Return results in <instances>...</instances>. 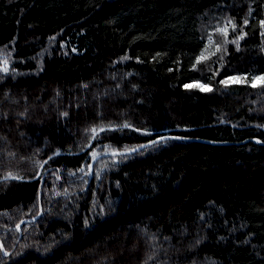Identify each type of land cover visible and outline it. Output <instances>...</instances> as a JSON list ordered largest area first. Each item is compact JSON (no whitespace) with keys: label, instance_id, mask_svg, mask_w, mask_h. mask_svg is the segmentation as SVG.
Segmentation results:
<instances>
[{"label":"trees","instance_id":"1","mask_svg":"<svg viewBox=\"0 0 264 264\" xmlns=\"http://www.w3.org/2000/svg\"><path fill=\"white\" fill-rule=\"evenodd\" d=\"M259 77L264 0H0V264H264Z\"/></svg>","mask_w":264,"mask_h":264},{"label":"water","instance_id":"2","mask_svg":"<svg viewBox=\"0 0 264 264\" xmlns=\"http://www.w3.org/2000/svg\"><path fill=\"white\" fill-rule=\"evenodd\" d=\"M167 141H191V142H196V143H202V144H210V145H217L215 143H209V142H206V141H202V140H191V139H186V138H181V137H177V136H163V137H159L147 144H144L140 147H137V148H134V149H131V150H127V151H113V152H109V153H103L101 154L99 150H97L96 152H94L92 155H91V158L95 159H99V158H102V157H125V156H132V155H135L137 153H140L142 151H144L145 149L147 148H150L154 145H157V144H160V143H163V142H167ZM253 142L255 144H259L261 146H263V143L260 141V140H253ZM218 145H221V144H218ZM107 149V148H106ZM44 181H45V177L42 178L41 180V190H42V187H43V184H44ZM42 214V209H41V212H40V216ZM37 219H35L33 222H36ZM24 224V223H22ZM21 224V225H22ZM20 226H18V229H20ZM1 249L3 250V246L1 245Z\"/></svg>","mask_w":264,"mask_h":264},{"label":"rangeland","instance_id":"3","mask_svg":"<svg viewBox=\"0 0 264 264\" xmlns=\"http://www.w3.org/2000/svg\"><path fill=\"white\" fill-rule=\"evenodd\" d=\"M264 82V80H262V79H256L255 81H254V84H260V83H263ZM228 83L229 84H231L232 86L234 85V86H237V85H240L241 83H242V80L241 79H239V78H232V79H230L229 81H228ZM235 88H237V87H235ZM101 153V152H100ZM94 160H97V158H95Z\"/></svg>","mask_w":264,"mask_h":264},{"label":"snow or ice","instance_id":"4","mask_svg":"<svg viewBox=\"0 0 264 264\" xmlns=\"http://www.w3.org/2000/svg\"><path fill=\"white\" fill-rule=\"evenodd\" d=\"M222 31H224V30H222ZM258 79H262V80H264V77H259Z\"/></svg>","mask_w":264,"mask_h":264},{"label":"bare ground","instance_id":"5","mask_svg":"<svg viewBox=\"0 0 264 264\" xmlns=\"http://www.w3.org/2000/svg\"><path fill=\"white\" fill-rule=\"evenodd\" d=\"M187 142H191V141H187Z\"/></svg>","mask_w":264,"mask_h":264}]
</instances>
